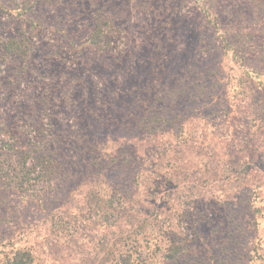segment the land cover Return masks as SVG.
Instances as JSON below:
<instances>
[{
    "label": "rangeland",
    "instance_id": "obj_1",
    "mask_svg": "<svg viewBox=\"0 0 264 264\" xmlns=\"http://www.w3.org/2000/svg\"><path fill=\"white\" fill-rule=\"evenodd\" d=\"M147 1L146 12L148 14L142 17L137 16L138 21L133 14H130L132 11L128 12V22L135 24L134 42L139 43L136 51L141 47L145 54L149 51L148 54H152L150 57L155 58L152 61L148 60V63L144 65L142 82H150L154 79H157V82L161 84L163 81H165L164 83L171 82L170 74L175 72L174 69L177 67L175 63L179 64V60H182V74L187 73L191 76L190 80H195L196 70L198 71L200 68V59L206 61L208 56L213 59L216 54L212 51L207 54L205 37L199 36L204 28L193 32L195 15L190 9V0ZM222 1L224 6L244 2V0ZM114 4H116L115 0L30 1L33 15L39 17L43 15L48 26L40 28L29 52L28 60L21 58L12 60L11 58V62L6 63L3 66L4 69L0 71V97L5 95V98H0V112L3 114L7 112L9 122H12L21 134H25L30 139L42 130V134H48L55 142L50 147H57L58 161L62 163L64 171L56 179L54 190L63 199L55 204L59 208V213L55 219L54 228L53 224L49 227L45 223L43 212L38 211L42 208L31 202L33 197L28 196L30 202L27 201L23 207L22 201L16 196V191L12 187L11 177L7 173L1 174L0 172V241L9 236L11 231L9 223L18 225L24 221L23 224L29 226L31 235L29 240L25 239L27 240L26 244L35 256L34 262L38 264H102V262H104L103 264H118L121 258L127 257L129 254H132L131 263L137 259L141 264H162V259L159 256V248L162 243L159 241L161 231L165 230L166 232L169 228H181L180 231H186L188 234L190 241L188 249L165 264H217L216 259L222 257L221 260H223L225 254L228 257L232 256L235 259L247 261L252 257L250 250H252L253 243H258L259 247L258 254H253L257 258L255 264H258V257L264 255V218L258 217L251 225L248 222L247 212L248 207L252 203L259 202L260 197L264 195V167L254 163L256 157L252 158L251 156L257 151L246 143L254 135L252 131L254 128L250 126L248 120V112L254 111L247 106V103L250 104L249 98H244L245 102L237 106L233 111L236 113L226 123L224 121L226 117L222 115V112L225 111L221 108V101L219 103L214 100L216 96L213 95L215 89L212 88V84L216 82L211 78L201 80V83L205 85L204 91L202 96L197 99L198 102L192 104V107H200L195 109L198 112H193L194 119L192 124L188 125V129L192 131L188 145L193 144L190 147H175L174 152L177 155L173 157L170 153L173 160L157 161V153L151 154L150 151H146L148 148L150 149L152 141H139L136 142L135 150L126 151L125 157H122L125 153L123 149L116 153L117 156L115 154L120 158V161L124 160V162H121L120 165L117 162L116 166L110 165L106 176L99 175L97 180L88 178V170L97 169L96 165L99 164L93 163L94 155L97 152L77 139L73 140L81 126L72 124V116L77 110L70 102L66 105L65 100L58 95L72 83L71 75L67 73L74 66L75 57L73 54H68L69 46L63 45L62 51L64 52H58L56 58L55 52L51 53L50 51V54L46 50L49 43H56L58 39L65 41L63 34L53 32V26L65 27L66 32L74 33L83 23L88 21L90 24L94 23L102 19L101 16L104 14H109ZM127 9L130 7L127 6ZM0 19L6 20V17L0 16ZM175 20L178 23L173 26L175 32L170 37V42L177 36L173 49H181L182 57L179 56L181 58L174 61L175 56L170 54L162 61L160 59L169 54L164 52V49L169 46H165L161 42L165 33L163 30L170 28L171 23ZM20 32L21 29L15 22H5L0 25V38L2 35L3 39L4 36L11 35L20 39L23 35L29 34L28 30H24L22 34ZM112 35L114 34L112 33ZM137 35H141L142 38H137ZM111 44L121 46V42H118L117 38ZM193 47H195V51H193ZM55 48L54 51H56ZM101 48L103 49V47ZM115 50L117 48L110 49L111 52ZM90 53L96 57L103 55L102 50L91 49ZM49 54L50 56H48ZM86 57L87 59L91 58L90 55ZM16 60L21 62L15 63ZM156 60H158L157 63H155ZM25 62L34 67L33 74L37 76V82L30 80L25 74L20 78L15 77L14 81L9 80V76L12 75L11 70L14 68L18 72L24 71L23 64ZM229 65L226 63L227 72ZM56 66L62 67L60 73L63 75L54 73L53 70ZM238 71L239 66L235 65L229 72L234 76ZM31 86L32 91L38 89L40 93V97L33 107L29 103L28 96ZM131 86L130 83L127 84V87ZM123 87L125 85L122 86V89ZM78 89L81 90L79 87L75 91ZM44 90L48 94L42 96ZM82 90L77 93L83 97L86 95L88 102L92 97L95 98L94 93L96 95L98 93L92 94V91L87 88ZM219 97L220 95H218ZM14 104H17L15 108ZM9 112H21V114ZM62 112H66V117H69L67 122L74 128L72 129L73 133L64 134L72 137L69 140L70 147H67L65 142H60V137L53 138L55 137L54 132L58 128L61 131L63 129L61 124L63 118L60 116ZM94 113H97L96 119L102 118L103 120L104 125L99 128V131L105 134L108 145L109 138L116 133L112 130L121 122L116 119L114 112L109 111L111 116H106L108 111L98 112L97 110ZM33 115L39 124L34 128H32L33 123L31 122ZM184 118L186 123H190L188 116ZM77 120L79 122L78 117ZM51 123H53L54 134L48 130ZM228 126L232 132L234 131V137H232ZM5 138L9 137L5 136ZM119 141L121 140L119 139ZM106 149L112 153L111 145L100 150V153L103 154ZM156 149L158 150L159 147ZM69 154H77L81 157L85 164L84 167H86L84 172L75 168L73 157L71 159L65 157ZM242 154H245L247 159L243 158ZM125 159H130L128 162L132 164L136 163L135 167L138 165L136 168L139 173L134 179L136 185L134 190L136 189L137 192L132 191V195H130L126 188V200L120 198L114 200L109 223L111 220L117 221L121 224V228L114 232L115 230H108L107 227L108 231L112 230V233H109L104 230L106 228L104 213L109 211L111 195V187L107 178L125 186L129 179L125 176L130 168V164ZM14 160L10 161L8 156H2L0 157V167L8 166ZM106 162L104 161L98 166H106L108 164ZM162 168L164 169L162 170ZM167 170H170L171 173L168 174ZM83 178L87 181L78 190L77 183ZM35 189L38 190L39 186ZM69 191L72 193L70 194ZM34 192L36 193V191ZM64 193H68V199H64ZM80 195L88 201L86 205H83L84 201L79 198ZM76 201H81L83 204L76 205ZM127 217L128 220L125 219ZM129 226L132 228L129 229ZM17 239L20 238L17 237ZM204 242L214 248V253L209 258L202 249ZM240 246H244V254L240 250L232 252L235 247L239 248ZM138 254L142 255L139 257Z\"/></svg>",
    "mask_w": 264,
    "mask_h": 264
},
{
    "label": "trees",
    "instance_id": "obj_2",
    "mask_svg": "<svg viewBox=\"0 0 264 264\" xmlns=\"http://www.w3.org/2000/svg\"><path fill=\"white\" fill-rule=\"evenodd\" d=\"M30 1L0 0V16L6 17V20L0 19V25H3L5 22H15L20 27L21 34L24 30L29 31L28 35H23L20 39L17 36L11 35L4 36L5 38L3 39L2 35V38H0V71L4 69L3 66L6 63L11 62V58L12 60L14 58L28 60L29 52L34 45L33 42L40 28L48 26L43 15L40 17L33 15ZM190 2V9H192L195 15L193 32H198L202 30L201 28H204L199 36L205 37L207 54L211 51L216 54L213 59L210 56H208L206 61L202 58L200 59V68H198V71L196 70L195 80H190L191 76L187 73L182 74V60H179V64L175 63L177 66L174 69L175 72L170 74L171 82L164 83L165 81H163V84H161L157 82V79L150 82H142L144 65L148 63V60L152 61L155 58L150 57L152 54H148L149 51L145 54L141 47L136 51L139 43L134 42L133 29H135V24L128 22V12L132 11L130 14H133L136 20L137 16L142 17L143 15H147V0H115L116 4L113 5L109 14H104L101 16L102 19L94 23L90 24L89 21L83 23L80 27L78 26L79 29H76L74 33L66 32L65 27L53 26V32L63 34L65 41L63 42L58 39L56 43H49L46 50L47 53H50V51L51 53L55 52L56 58L64 45L70 47L68 54H73L75 57L74 66L67 73L71 75L72 83H68L70 87H65V89L58 93L60 98L65 100L66 105L70 102L77 110V112H74V116H72V124L81 126L79 133H76V138H73V140L77 139L80 143L94 148L93 150L97 152L94 155L93 163L95 165L96 163L99 164L96 165L97 169L88 170V178L91 177L97 180V176L107 175L110 165L116 166L117 162L119 165L121 162H124V160L120 161V158L116 157V153L120 149H123L125 153L122 157H125L126 151L135 150L136 142L139 141H152L150 149L148 148L146 151H150L151 154L157 153V161H164V159L173 160L172 156L175 157L177 155L174 152L175 147H190L193 144L188 145L190 142V132L192 133V131L188 129V125H191L194 119L193 112H198L195 110L197 107H192V104L198 102L197 99L202 96L205 85L201 83V80L206 78H211L216 82L212 84V88L215 89V94L213 95L216 96L214 100L217 102L221 101L222 104L219 103L225 111L222 112V115L226 117L224 120L226 123L236 113L233 111L237 106L245 102L244 98H249L250 104L247 103V106L254 112H248V120L250 121V126L254 128L252 129L254 135L246 143L247 145H251L253 150L257 151L251 156L252 158L256 157L254 163L260 167H264V0H244L243 3L232 6H224L222 0H190ZM127 6L130 9H127ZM235 11L238 13L237 15ZM145 12L146 14H144ZM177 23L178 21L175 20L171 23L170 28L163 30L165 33L161 38V42L165 46H169V48L164 49V52L169 54L167 56L164 55L160 59L162 61L169 57L170 54H172L171 56H175L174 61H178L182 57L181 49H173L177 36L170 42V37L175 32V27L173 28V26ZM115 38L118 39V42H121V46L111 44ZM137 38L141 39L142 37L141 35H137ZM54 48L56 51H54ZM116 48L117 50L110 51V49ZM91 49L102 50L103 55L101 57L93 56L90 53ZM193 51H195V47H193ZM110 52L111 54L109 55ZM87 55H90L91 58L87 59ZM182 59L184 61L185 58L183 57ZM88 60L91 61L89 62ZM14 62L20 63L21 61L16 60ZM157 62L158 60L155 63ZM226 63L230 64L228 72L226 71ZM235 65L239 66V71L232 76L229 71ZM33 68V66L25 62L23 64L24 71L18 72L14 68L11 70L12 75L8 79L14 81L15 77L20 78L25 74L30 80L37 82V76L33 74ZM61 68L60 66L54 67V73L63 75L60 73ZM129 83L132 85L131 87H127ZM123 85L125 87L122 89ZM79 87L81 90L75 91ZM84 88L92 91V94L98 92L97 95L94 93L95 98L92 97L90 102H88L86 95L83 97L77 93L79 91L82 92ZM46 94L48 93L44 90L41 95L44 96ZM218 95H220L219 98ZM28 96L29 103L33 107L40 97L39 90L32 91L31 86ZM0 98H5V95ZM16 105L14 104V108ZM82 110L87 112H80ZM97 110L98 112L108 111L106 116H111L109 111L114 112L116 119L121 122L119 126L112 130V132H116L114 136L112 135L109 138L108 145L112 146V153L109 149V151L106 149L103 154L100 153V150H104L108 145L105 134L99 131V128L103 127L104 124L102 123V118L96 119L97 113L94 112H97ZM9 113L21 114V112ZM200 113L202 114V112ZM60 116L63 118L61 120L63 129L61 131L58 128L54 132L55 137L53 138L58 139L60 137V142H65V145L70 147L69 140L72 137L64 134L73 133L72 129L74 128L72 124L67 122L69 117H66V112H62ZM187 116L190 119V123L185 122L184 117ZM31 118H33L31 121L33 123L32 128L39 125L35 115ZM52 127L53 123L48 127L51 133H53ZM228 127L232 137H234V131L232 132L230 126ZM41 131L34 138L30 139L25 134H21L20 130L15 128L12 122H9L7 112H4V114L0 112V157L8 156L10 161L15 159L8 166H1L0 172L1 174L7 173L11 177L13 182L12 187L16 191V196L22 201V206L25 207L27 201L30 202L28 196L33 197L31 202L35 206L39 205L42 208L38 209V211L43 212L45 223L49 227L53 224L54 228L55 219L59 213V208L55 204L63 199L54 190V184H56V179L64 169H62V163L58 161L57 147H50L55 142L48 134H42ZM5 136L9 138L6 139ZM158 147L159 149L157 150L156 148ZM69 155L65 157L67 159L74 158L73 162L77 170L83 171L86 169L81 157L77 156V154ZM242 155L243 158L247 159L245 154ZM129 160L125 159L126 162ZM104 161L108 162L106 166H98ZM128 163L130 164V168L126 174L127 176H125L129 177L125 184L126 187L115 183L111 178H107L111 187V195L109 199V211L104 213L106 228L104 223L103 226L105 231L107 227L108 230H115L114 232L121 228V224L117 221L111 220V223H109L114 200L118 198L126 200L127 192L130 195H132V191L137 192L136 189L134 190L136 187L134 179L139 173L138 168H136L138 165L135 167L136 163ZM10 166L11 168H9ZM167 173L169 174L171 171L167 170ZM85 181L87 180L83 178L77 183L78 190L85 184ZM38 186L39 189L36 190L35 188ZM126 188L128 189L127 192H125ZM27 193L30 194L28 195ZM69 193L71 194L72 191H69ZM68 198L69 195L67 193L64 195V199ZM79 198L84 201V204L81 201H76V205H79V203L86 205L88 203L85 197L80 195ZM247 212L249 217L248 222L251 225L258 217L264 218V214L262 215L264 213V195L260 197L259 202L252 203L248 207ZM23 216L25 217L24 212ZM125 219L128 220L129 218ZM23 223L25 222L21 221L18 225L9 223L11 227L9 236L0 241V264H38L34 262L35 256L27 246V240H25H29L31 236L30 228ZM131 228L129 226V229ZM180 230L181 228H169L166 232L165 230L161 231V239L159 241L162 243L159 248V256L162 259V264L187 251L190 243L188 234L186 231ZM111 231L108 232L112 233ZM17 237L20 239H17ZM202 246L205 252L203 253L208 258L211 257L214 253L213 246L206 242ZM258 249V243H253L252 250H250L252 252H249L252 257L247 261L239 258L235 259L232 256L228 257L225 254L223 256L224 259L221 260L222 257H219V259H216V263L255 264L257 258L253 254H258ZM239 250L243 254L245 253L244 246L235 247L232 252L234 253ZM140 255L142 254H138L137 256L140 257ZM130 257H132V254L121 258L118 264H141L137 259H134V263H131ZM258 261V264H264V255H260Z\"/></svg>",
    "mask_w": 264,
    "mask_h": 264
}]
</instances>
